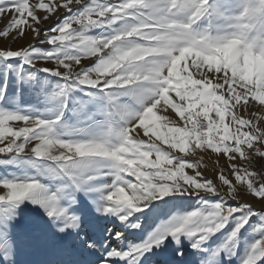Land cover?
Masks as SVG:
<instances>
[{
  "label": "snow or ice",
  "instance_id": "obj_1",
  "mask_svg": "<svg viewBox=\"0 0 264 264\" xmlns=\"http://www.w3.org/2000/svg\"><path fill=\"white\" fill-rule=\"evenodd\" d=\"M0 20V264H264V0Z\"/></svg>",
  "mask_w": 264,
  "mask_h": 264
},
{
  "label": "rangeland",
  "instance_id": "obj_2",
  "mask_svg": "<svg viewBox=\"0 0 264 264\" xmlns=\"http://www.w3.org/2000/svg\"><path fill=\"white\" fill-rule=\"evenodd\" d=\"M4 26V22L0 20V28ZM206 175H210V173H205ZM259 207V205H257ZM16 262L17 264H29L30 261L36 259V255L32 252L31 249H18L16 254Z\"/></svg>",
  "mask_w": 264,
  "mask_h": 264
}]
</instances>
